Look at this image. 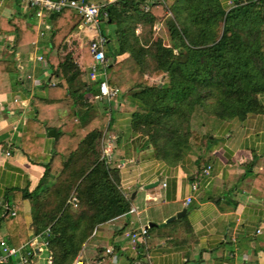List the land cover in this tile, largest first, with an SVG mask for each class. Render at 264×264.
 <instances>
[{"label":"trees","instance_id":"trees-1","mask_svg":"<svg viewBox=\"0 0 264 264\" xmlns=\"http://www.w3.org/2000/svg\"><path fill=\"white\" fill-rule=\"evenodd\" d=\"M97 3L105 45L111 42L105 56L125 54L106 63L107 82L120 92L133 91L136 101L128 105L132 128L147 136L157 158L178 163L190 148L207 164L210 158L204 155L215 127L264 113V0H234L229 6L221 0ZM47 19L51 49L60 48L82 21L69 7ZM156 23L166 28L169 44L155 36ZM7 32L14 33L17 47L35 38L36 27L22 14L1 16L0 34ZM94 62L89 42L81 66L74 58L53 59L60 82L49 89L48 99L32 98L36 116L27 123L19 146L36 159L43 141L38 132L54 131L44 174L32 191L10 190L3 201L9 205L13 199L16 209L13 215L3 208L0 216L8 244L20 247L39 236L47 242L51 264H72L98 225L126 215L131 206L119 187L117 169L101 155L107 114L96 111L87 96L99 93L101 79H81L83 68ZM9 70H15L14 62L1 59L0 91L7 88L3 82ZM65 106L69 111L61 118L58 108ZM253 185L264 194V167L255 170ZM25 198L31 202L29 226L21 212ZM4 264L13 263L9 259Z\"/></svg>","mask_w":264,"mask_h":264},{"label":"crops","instance_id":"crops-1","mask_svg":"<svg viewBox=\"0 0 264 264\" xmlns=\"http://www.w3.org/2000/svg\"><path fill=\"white\" fill-rule=\"evenodd\" d=\"M232 1L221 0L226 6ZM35 11L25 0H0V17L22 14L28 25L36 27L35 38L17 47L13 46V32L0 34V60L12 61L15 67L6 73L3 84L7 88L0 91V216L6 209L3 201L8 191L30 192L37 186L45 171V156L52 147L54 131L50 135V130L48 134L42 130L38 132L43 137L38 158H28L19 148L27 123L36 116L32 98L48 99L49 89L59 84L53 59L74 58L81 66L84 45L96 34L93 27L81 21L60 48L51 49L47 18L53 13L38 18ZM110 29L108 25L106 31ZM167 39L165 44H169ZM110 44L105 45V52ZM124 57L109 56L106 63ZM89 67L83 68L81 75L86 82L93 81ZM132 95L133 91H119L110 99L87 95L96 111L107 114L101 155L117 169L119 187L131 206L126 215L98 225L76 258L90 264H133L139 256L143 264H264V194L253 185L255 170L264 167V113L215 127L211 132L213 142L204 155L210 158L207 164L190 148H185L183 158L172 164L157 158L147 136L132 128L128 108L136 101ZM260 100L264 105V95ZM68 111V106L58 108L61 118ZM70 127L71 123L67 125ZM187 197H191L189 203ZM14 204L11 199L9 205L16 211ZM21 204L29 226L31 202L25 198ZM182 210L185 213L180 218L167 221ZM142 226L148 227V234L139 243L141 255H137L129 247L127 233ZM1 240L6 241L3 226ZM42 241L39 236H31L25 243L36 242L30 264H38L34 257L46 251ZM10 260L23 264L19 256Z\"/></svg>","mask_w":264,"mask_h":264},{"label":"built area","instance_id":"built-area-1","mask_svg":"<svg viewBox=\"0 0 264 264\" xmlns=\"http://www.w3.org/2000/svg\"><path fill=\"white\" fill-rule=\"evenodd\" d=\"M31 7H35V14L38 18H43L49 13L59 12L65 7L72 8L82 18L85 25L94 28L95 37L89 40V48L94 57L95 62L89 67V77L92 80L101 79L98 89V97L110 99L118 95L119 90L111 87L107 82L105 70L106 56L105 43L107 38L101 33L99 26V8L100 5L94 1L87 0H25ZM232 5V2H229ZM194 187V184H193ZM191 197H187L186 202L189 203ZM6 209L15 214V210L10 205H6ZM148 234V227L142 226L139 230H133L127 233L130 249L137 255H140L139 243L145 241ZM42 245L46 248L47 242L42 241ZM34 246L36 242H31L20 247L10 246L5 240L0 241V264L6 263L14 256H19L23 264H30V258L34 254ZM51 257L48 256L47 264H51ZM72 264H90L84 262L81 258H76ZM133 264H143V261L136 258Z\"/></svg>","mask_w":264,"mask_h":264},{"label":"rangeland","instance_id":"rangeland-1","mask_svg":"<svg viewBox=\"0 0 264 264\" xmlns=\"http://www.w3.org/2000/svg\"><path fill=\"white\" fill-rule=\"evenodd\" d=\"M87 1H89V0H87ZM94 2H96L97 3V0H93ZM100 1H103V0H100ZM107 26H108V24L107 25H105V31H106V29H107ZM110 26V25H109ZM154 31L155 32H157L159 35L161 34V36L160 37H162V39H163V41H164V43H168L167 41H168V34H167V30H166V28L164 27V25L163 24H161V23H156L155 24V26H154ZM39 256V257H38ZM36 255L35 257H34V261L36 262V261H38L37 263L38 264H44L45 263V258H46V256H47V252L46 251H42L41 252V254L40 255ZM33 259V258H32Z\"/></svg>","mask_w":264,"mask_h":264},{"label":"water","instance_id":"water-1","mask_svg":"<svg viewBox=\"0 0 264 264\" xmlns=\"http://www.w3.org/2000/svg\"><path fill=\"white\" fill-rule=\"evenodd\" d=\"M49 134H50V135L53 134V131L50 130V131H49ZM184 213H185V210H182V211L176 213V215H174V216L168 218L167 221L169 222V221H172V220H174V219H176V218H180Z\"/></svg>","mask_w":264,"mask_h":264}]
</instances>
